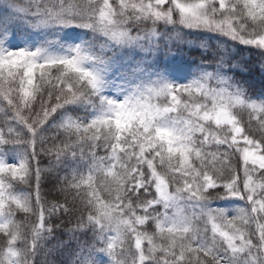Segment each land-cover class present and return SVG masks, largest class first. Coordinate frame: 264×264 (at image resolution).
Masks as SVG:
<instances>
[{
    "label": "snow or ice",
    "instance_id": "6c2138e0",
    "mask_svg": "<svg viewBox=\"0 0 264 264\" xmlns=\"http://www.w3.org/2000/svg\"><path fill=\"white\" fill-rule=\"evenodd\" d=\"M241 49L264 66V0H0V264H56L61 229L73 264H264Z\"/></svg>",
    "mask_w": 264,
    "mask_h": 264
},
{
    "label": "trees",
    "instance_id": "16d2710c",
    "mask_svg": "<svg viewBox=\"0 0 264 264\" xmlns=\"http://www.w3.org/2000/svg\"><path fill=\"white\" fill-rule=\"evenodd\" d=\"M23 2V0H21ZM241 54L244 57L245 68L242 73H238V77L241 78L242 83L251 92L259 94L264 91V66L259 62L258 57H248V52L241 49ZM161 63L172 64L176 62L188 67V70L195 71L196 66L200 63V50L199 49H187L182 48L179 50L174 49L173 54L170 55L167 60L161 55L159 57ZM242 175V173H241ZM21 189L27 190L25 185L19 186ZM50 187V185L45 186ZM259 191V190H258ZM23 216L24 214H20ZM253 228L255 225L252 226ZM70 234L61 229L56 233L55 239H49L46 242V250L53 249L54 251L48 252V260L55 261L56 264H73L75 259V252L78 251V242L80 244L87 245L91 241V233L84 235L82 233L76 234V239H70Z\"/></svg>",
    "mask_w": 264,
    "mask_h": 264
},
{
    "label": "rangeland",
    "instance_id": "374dc122",
    "mask_svg": "<svg viewBox=\"0 0 264 264\" xmlns=\"http://www.w3.org/2000/svg\"><path fill=\"white\" fill-rule=\"evenodd\" d=\"M172 64H177V63L173 62ZM182 66L184 67L185 71H188V67L187 66H184V65H182Z\"/></svg>",
    "mask_w": 264,
    "mask_h": 264
}]
</instances>
